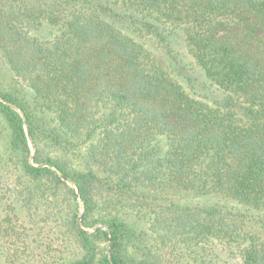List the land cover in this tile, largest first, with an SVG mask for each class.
<instances>
[{"label":"trees","instance_id":"16d2710c","mask_svg":"<svg viewBox=\"0 0 264 264\" xmlns=\"http://www.w3.org/2000/svg\"><path fill=\"white\" fill-rule=\"evenodd\" d=\"M0 120L27 264H264V0H0Z\"/></svg>","mask_w":264,"mask_h":264},{"label":"rangeland","instance_id":"374dc122","mask_svg":"<svg viewBox=\"0 0 264 264\" xmlns=\"http://www.w3.org/2000/svg\"><path fill=\"white\" fill-rule=\"evenodd\" d=\"M17 110L22 113L19 109ZM0 126H3L1 120ZM7 131L8 129L1 131L0 128V246L7 257L15 252V256H24L21 263L27 264L26 259L33 262L34 259L40 258L42 253L45 254L47 245L45 244L43 232L38 233L37 229L33 230L31 228L29 204L32 195L27 190V186H31L32 183L30 178L20 169L24 156L22 153L15 151L14 147L9 144L10 138L7 136ZM28 144L30 148L28 156L30 155L29 159L34 163L35 147L31 138H29ZM56 172L59 173L57 170ZM46 183L51 186L49 181H46ZM34 184L37 183L33 182ZM69 185L78 193L75 184L69 182ZM59 187H55L51 191L53 196L50 200H53V202H47L45 196L41 197V200L36 199L37 201H35L32 209L36 213L37 219L47 216L42 213V210L47 208V203H49L48 210L52 214H58L62 209L63 199ZM78 201L80 205L78 208L79 217H82L84 205L81 199H78ZM100 226L102 227V224ZM89 229L93 231V228ZM188 260L183 259L182 263V259L178 260L177 258L172 264H188ZM42 262L40 261V263ZM19 263V260H15V264Z\"/></svg>","mask_w":264,"mask_h":264}]
</instances>
